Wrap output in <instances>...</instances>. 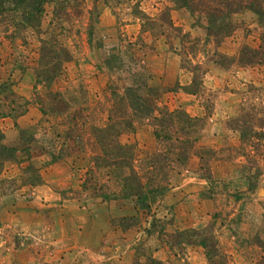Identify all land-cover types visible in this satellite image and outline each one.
Returning a JSON list of instances; mask_svg holds the SVG:
<instances>
[{
    "label": "rangeland",
    "instance_id": "obj_1",
    "mask_svg": "<svg viewBox=\"0 0 264 264\" xmlns=\"http://www.w3.org/2000/svg\"><path fill=\"white\" fill-rule=\"evenodd\" d=\"M58 1L45 2L41 27L58 33L72 57L50 88L83 111L85 127L107 123L111 92H123L136 79L132 74L143 73L149 86L165 91L161 104L202 118L205 163L191 156L148 207L134 197L103 200L83 191L86 159L50 162L58 150L46 141L53 120L34 100L45 92L32 71L39 35L10 21L22 12L20 0H0L6 16H0V83L17 94L13 107L30 101L16 120L0 117L2 143L16 154L0 162V264H264V146L244 144L231 121L248 111L259 131L264 118V64L236 62L243 44L259 45L264 20L249 10L234 15V31L216 45L171 0H76L57 21ZM111 54L118 55V72L105 64ZM217 54L228 61L218 64ZM119 140L135 147L142 171L140 159L156 148L151 121ZM39 176L55 193L35 189Z\"/></svg>",
    "mask_w": 264,
    "mask_h": 264
},
{
    "label": "trees",
    "instance_id": "obj_2",
    "mask_svg": "<svg viewBox=\"0 0 264 264\" xmlns=\"http://www.w3.org/2000/svg\"><path fill=\"white\" fill-rule=\"evenodd\" d=\"M47 0H20L22 12L13 20L19 30L30 28L39 35L38 57L32 68L36 85L43 83L45 92L35 94V102L42 116L53 120L52 132L47 139L48 146L57 148V154L51 153L50 162L54 163L67 157L86 159L85 178L81 182L83 191L91 197L103 200L134 197L142 205L148 207L150 201L162 195L171 185L175 174L184 167L191 156L197 155L202 162L207 148L200 144L203 129L202 118L191 116L182 108L170 109L161 104L165 92L147 84L145 74L136 73V79L123 88V92H111V108L108 109L107 123L102 126L85 127L86 118L83 111L73 108L72 100L59 90L50 88L55 77L60 73L65 62L71 60V51L66 44L57 40L58 33L53 29L41 27L44 4ZM176 6L185 8L195 19V24L205 31L206 41L212 40L218 45L235 29L233 16L249 10L264 20V0H171ZM76 0H60L56 2L53 16L59 21L68 15V7L76 6ZM0 2V13L2 14ZM64 12V13H63ZM5 19V15H0ZM44 36H41V35ZM218 64L224 65L227 56L217 54ZM118 55L111 54L105 64L112 72L120 68L113 64ZM226 60V62H224ZM234 62V61H233ZM240 66L264 64V34L260 43L253 47L243 44L236 57ZM193 69V68H192ZM191 83L184 86L187 89ZM6 85L7 107L0 105V117L10 116L16 120L26 114L30 101L25 100L22 106L13 107L17 94L10 84L0 83V90ZM190 92V91H189ZM43 118V119H45ZM253 116L241 110L238 116L231 119L232 125L240 132L241 141L259 150L264 143V118L258 124L259 131L254 130ZM143 120L151 121L152 133L156 140L155 150L140 159L137 169V153L131 144H123L119 136L124 131H133ZM55 122L57 123L55 125ZM256 138V142L252 140ZM4 134L0 129V162L15 159V149L2 143ZM88 150V151H87ZM88 153V154H87ZM264 153V151H263ZM29 167V166H28ZM34 170V168L29 167ZM177 171V172H176ZM35 181V180H34ZM34 181H30L33 184ZM36 184H39L40 176ZM204 240L201 241L202 245ZM154 264L161 261L152 259Z\"/></svg>",
    "mask_w": 264,
    "mask_h": 264
},
{
    "label": "crops",
    "instance_id": "obj_3",
    "mask_svg": "<svg viewBox=\"0 0 264 264\" xmlns=\"http://www.w3.org/2000/svg\"><path fill=\"white\" fill-rule=\"evenodd\" d=\"M182 71V70H181ZM179 81H181L180 80V78H179ZM51 173V172H50ZM60 175L59 174H52V177L54 178V179H58V178H61V177H59ZM43 178H44V181L42 182V183H40V184H38V186H36L35 187V189H37V191H45L46 193H49L48 191H47V189L48 190H50V192L52 191V193H55V191H56V187L51 183V184H48V180H46L45 179V177L43 176ZM64 189H70V188H64ZM46 199V198H45ZM69 200V199H68ZM128 257H132V252L131 251H128ZM130 258H128V259H130ZM126 260H127V257L125 258Z\"/></svg>",
    "mask_w": 264,
    "mask_h": 264
}]
</instances>
